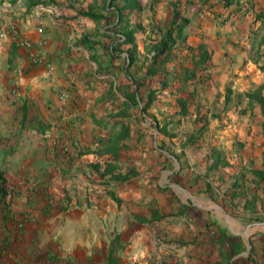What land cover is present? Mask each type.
Returning <instances> with one entry per match:
<instances>
[{
    "label": "crops",
    "instance_id": "crops-1",
    "mask_svg": "<svg viewBox=\"0 0 264 264\" xmlns=\"http://www.w3.org/2000/svg\"><path fill=\"white\" fill-rule=\"evenodd\" d=\"M263 23L264 0H0V264H264L190 140L264 82Z\"/></svg>",
    "mask_w": 264,
    "mask_h": 264
},
{
    "label": "rangeland",
    "instance_id": "rangeland-1",
    "mask_svg": "<svg viewBox=\"0 0 264 264\" xmlns=\"http://www.w3.org/2000/svg\"><path fill=\"white\" fill-rule=\"evenodd\" d=\"M258 30L259 36L255 43L264 44V23ZM253 59L264 62V53L255 54ZM231 91V88L225 91L226 103H222L224 109L221 110L224 113L217 114L221 123L220 126L216 125L221 130L220 136L214 141L213 134L209 135L207 131L213 128V119L207 117L201 119L197 128L194 126L196 133L190 140L199 138L198 142L208 144L211 138V150V144L216 143L217 148L212 153L215 167L212 170L218 178L212 179L214 182L208 185V190L222 197L223 205L230 207L231 211L221 212L225 215L223 219L227 218L237 225H241L244 220L246 223L257 221L251 229L259 234L256 237L264 239V178L257 173L259 170L264 171V82L238 97L237 101L228 97ZM250 94H258L263 101L255 97L254 102L249 103L250 99L247 101V98ZM102 191L105 194V188Z\"/></svg>",
    "mask_w": 264,
    "mask_h": 264
},
{
    "label": "built area",
    "instance_id": "built-area-1",
    "mask_svg": "<svg viewBox=\"0 0 264 264\" xmlns=\"http://www.w3.org/2000/svg\"><path fill=\"white\" fill-rule=\"evenodd\" d=\"M9 31L15 32L17 34V27H16L15 23H12V22L9 23L8 26H7L6 31H3L1 33V37H3V38L7 37ZM20 44L23 45V46H27V47H31L32 46L31 41L27 40V39H24V38L20 39ZM43 56H44V54L42 52H38V51L33 52V57H34L35 61H37V62L42 61ZM68 96H69L68 92H64L63 93V97L64 98H67Z\"/></svg>",
    "mask_w": 264,
    "mask_h": 264
},
{
    "label": "trees",
    "instance_id": "trees-1",
    "mask_svg": "<svg viewBox=\"0 0 264 264\" xmlns=\"http://www.w3.org/2000/svg\"><path fill=\"white\" fill-rule=\"evenodd\" d=\"M184 23L186 24V21H184ZM172 30H174V28L173 29H171V31L169 30V41L171 42V40H172V37H173V34H172ZM130 41V40H129ZM126 42V41H125ZM172 44V43H171ZM261 70L263 71V73H264V64L263 65H261ZM255 97H259V99H260V101H263V99H262V97L261 96H258V94H255V95H249V99H250V101H249V103H253L254 102V99H255ZM149 103H150V100H149ZM148 103V104H149ZM257 173L259 174V175H261L263 178H264V171H257Z\"/></svg>",
    "mask_w": 264,
    "mask_h": 264
}]
</instances>
